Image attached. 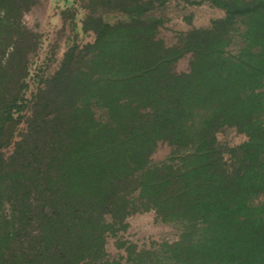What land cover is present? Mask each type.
<instances>
[{
    "label": "trees",
    "instance_id": "16d2710c",
    "mask_svg": "<svg viewBox=\"0 0 264 264\" xmlns=\"http://www.w3.org/2000/svg\"><path fill=\"white\" fill-rule=\"evenodd\" d=\"M201 1L225 17L167 47L154 0H88L94 41L47 76L24 24L38 0H0V264H264V0ZM147 212L180 237L109 256Z\"/></svg>",
    "mask_w": 264,
    "mask_h": 264
},
{
    "label": "rangeland",
    "instance_id": "374dc122",
    "mask_svg": "<svg viewBox=\"0 0 264 264\" xmlns=\"http://www.w3.org/2000/svg\"><path fill=\"white\" fill-rule=\"evenodd\" d=\"M88 0H38L37 5L24 16V24L38 36L39 50L36 66L46 69V75H53L73 43L85 45L95 39L92 32L83 30V21L88 13ZM148 15L160 20L158 38L167 47L178 44L181 36L193 29L209 28L214 20L225 17L223 10L201 0H154ZM111 22L125 21L119 15H110ZM191 56L186 55L176 65L177 72H187ZM35 85V83H34ZM26 125L22 122L16 132L14 143L20 140ZM246 137L235 129H225L218 134V140L229 147L240 145ZM14 143L3 150L5 156L14 151ZM172 148L161 144L152 155V163H161L171 156ZM127 228L107 239L109 256L125 255L118 249V243L129 242L138 249L157 247L164 242H175L182 233V226L162 223L154 212L136 214L126 221Z\"/></svg>",
    "mask_w": 264,
    "mask_h": 264
}]
</instances>
